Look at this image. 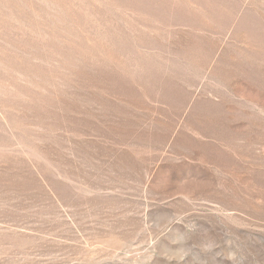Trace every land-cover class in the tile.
Listing matches in <instances>:
<instances>
[{
  "label": "rangeland",
  "instance_id": "rangeland-1",
  "mask_svg": "<svg viewBox=\"0 0 264 264\" xmlns=\"http://www.w3.org/2000/svg\"><path fill=\"white\" fill-rule=\"evenodd\" d=\"M0 264H264V0H0Z\"/></svg>",
  "mask_w": 264,
  "mask_h": 264
}]
</instances>
